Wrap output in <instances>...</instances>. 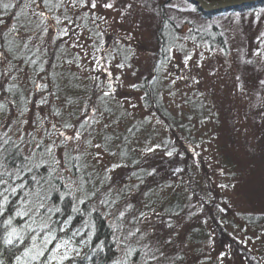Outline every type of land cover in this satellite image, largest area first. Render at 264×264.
Returning a JSON list of instances; mask_svg holds the SVG:
<instances>
[{
    "label": "rangeland",
    "instance_id": "1",
    "mask_svg": "<svg viewBox=\"0 0 264 264\" xmlns=\"http://www.w3.org/2000/svg\"><path fill=\"white\" fill-rule=\"evenodd\" d=\"M161 1L97 0V8L89 10L71 7V0H52L48 11L38 6L40 0L31 7L26 6L30 0L23 6L19 0H0V36L17 46L28 40L55 59L52 81L43 91L29 84L25 66L11 60L13 52L0 47L7 57L0 73L8 72L0 75V84L14 78L36 93L21 110L9 105L0 90L5 105L0 123L12 121L0 131L14 138L28 133L50 147L49 133L56 139L66 122L83 124L89 130L84 139L90 142L77 154L83 185L98 192L97 201H105V214L108 209L124 213L119 216L130 240L141 241L136 237L143 235L154 255L163 253L169 260L181 253L183 264H264V11L196 21L219 27L224 49L178 36L155 86L157 108L167 119L142 105L145 90L139 86L156 56ZM13 2L15 13L1 11L2 4ZM108 2L112 9L100 6ZM169 5L180 7L173 11L183 13L182 18H193L185 0ZM41 10L49 17L46 34L36 15ZM35 29L39 32L33 37ZM61 69L68 75L58 82ZM98 73L100 79L91 82ZM133 123L131 139L122 141L121 132ZM182 124L192 139L184 136ZM72 147L70 143L69 153ZM65 151L54 149L64 170Z\"/></svg>",
    "mask_w": 264,
    "mask_h": 264
},
{
    "label": "trees",
    "instance_id": "2",
    "mask_svg": "<svg viewBox=\"0 0 264 264\" xmlns=\"http://www.w3.org/2000/svg\"><path fill=\"white\" fill-rule=\"evenodd\" d=\"M185 1L190 6L188 12L191 13L192 11L193 13L192 19L189 16L188 18H182L183 13L179 14L176 10L173 11V9L181 8L170 6L171 0H163L158 3L156 7L158 15V26L155 33L157 42L156 56L151 65L150 74L144 77L139 84L140 88L145 90V94L142 96V105L146 108L152 107L158 110V102L154 97L155 86L161 79V72L169 60V52L171 48L175 47L179 38L178 36H180V38L186 37L193 43H205L210 47L217 46L223 49L225 48L224 36L219 27H214V25H209V27L198 26L196 21H209L216 16L231 12L257 14L258 11H264V1L216 12H204L189 0ZM16 2H13L10 7L9 5L5 7V3L2 4L1 11L5 13L8 9L9 12L13 10V13H15L17 11H15ZM19 3H22L21 5L23 6L25 0H19ZM182 10L185 12V9ZM183 29L184 32L182 33ZM10 31L12 33L16 32L11 29ZM34 31L33 37L37 35L39 30L35 29ZM25 45H27V47H25ZM12 46H14V48H11ZM0 47L7 52H13L14 55L11 60L20 61L22 65L25 66L28 73L27 80L29 84L34 83L38 89H42L43 91L44 89L46 90L45 87H47V83L52 81L54 74L52 70L55 63L54 57L48 53L41 54L42 49L32 47L31 42H28V40L23 41L21 46H17L12 40L5 41V38L0 36ZM62 70L63 69L58 71L60 72ZM56 75L61 77V81L58 79V82H63L66 81L65 79L68 73L65 74V72H60ZM56 75L55 77H57ZM98 75L99 73L91 76V82L100 79ZM101 80L104 82L103 79ZM8 85L13 86V91L7 94L8 104H14L21 110L26 109L30 99L29 97H35V91H27L26 87L15 82L14 78L7 80L5 86ZM12 101H14V103H12ZM158 111L164 118L170 119L162 110ZM170 122L173 127L174 124L172 121ZM136 126L137 124L133 123L125 131H122L121 140H130ZM181 129L185 130L184 136L187 140L192 139L186 134L187 130L185 124L181 125ZM4 136L5 133L0 131V137ZM6 138L15 142L16 145H19L20 152L17 153L15 148H11L7 153L6 160L0 161V163H6L9 170H12L13 166L19 168L22 165L24 162L22 157L30 156L33 164H40V167L36 168L31 173L25 170L21 173L20 180L12 181L14 186L23 184L25 187H17L16 194L10 196L5 206L7 215L0 216V261H2L3 264H17L15 259L17 255L21 256L20 264H26L28 257L24 256V249L25 247L31 246L32 242L29 237L37 233L40 234L38 243L42 244L45 237L50 239L51 243H48L46 246L45 256L41 257L38 261H30V264H183L184 260L181 253L171 255L169 260L168 258L164 259L161 255H158L159 257H157L156 254L154 255V253H152L153 250L147 246V241L149 239L143 235L138 234L136 237V240L141 241L130 240L127 236L129 229L125 227L124 223H121V217L116 214V209H108V213L105 214L102 210L103 203L97 201L95 197L98 192L93 195V187L86 188L83 185L86 180H84L83 175L80 174V166L78 171L73 168L74 163H78L79 165V160L73 161L71 155L66 156L64 161V167L67 169H62L65 172L71 169L70 175L80 182V187L78 189L74 188L75 195L65 194L68 188L62 185H67L69 183L67 179L62 181L53 180L55 189H58V191L53 190L49 193V201L52 205L51 211L48 210V207L40 209L39 214L30 211L33 207L31 203L32 197H29V203L21 205V201L24 199L25 194L28 193L30 189L35 188L32 177L36 176L37 179L40 177H48L50 171L48 165L52 164V158L49 157L48 153L44 150L48 146L44 144L43 140H34L31 134L21 135L20 138H14L8 133ZM178 138H180V136H178ZM24 139L27 140L26 142H29V146L25 145ZM182 143L184 142L182 141ZM32 144H34L33 147H31ZM38 144H42L44 147L37 148L36 145ZM122 145L123 144L120 146ZM122 148L123 147H121V149ZM73 155L77 154L73 153ZM45 160L46 163L44 162ZM79 201L84 202L80 203ZM177 203L180 204V201H177ZM18 206L24 211H29V214L27 216H15ZM175 207L176 206L171 207L172 211L178 214V209H175ZM56 209H59V211H56ZM9 215L13 217L11 225L4 223ZM248 222L249 221H247V223ZM43 223H46L47 227H42L41 225ZM29 225L31 226V230L22 231L28 229ZM12 228L22 231L24 241L21 242L18 239H14L12 245H5L3 242L4 238L7 232L11 231ZM131 236H134V234L132 233ZM57 245H61L58 250H56ZM64 255L67 256V259H61ZM153 256L155 259H152Z\"/></svg>",
    "mask_w": 264,
    "mask_h": 264
},
{
    "label": "snow or ice",
    "instance_id": "3",
    "mask_svg": "<svg viewBox=\"0 0 264 264\" xmlns=\"http://www.w3.org/2000/svg\"><path fill=\"white\" fill-rule=\"evenodd\" d=\"M63 3V0H60V4ZM52 4V0H40V5L43 9L50 11V5ZM60 4L55 5L56 7H59ZM33 5H37V0H30L29 4L26 6L31 7ZM5 7H8V5H4ZM71 7H79L81 9L87 8L89 10H95L97 8V0H71L70 3ZM101 7L105 9H112L114 7V4L111 2L103 3L100 5ZM126 8H131V5H126ZM36 15H38L41 18V24H44V27L41 29L43 33H48L49 28L47 24H45V21L49 19L47 15V11L41 10L36 12ZM55 23L58 25L62 23V21L59 18H54ZM63 34L67 35L68 30L65 28L63 30ZM37 39H42V37L38 36ZM27 47V45H25ZM7 57L0 53V63H3ZM188 57L185 58V63H187ZM120 67H123V65H120ZM0 75L7 77V73H0ZM264 83V81H262ZM135 87V86H133ZM0 90H3L5 95L11 93L13 91V86L8 85L5 86L3 84H0ZM111 93L105 92L103 93L104 96H108ZM14 103V101H12ZM42 103H46L45 101H42ZM5 105L0 103V113L3 112ZM92 111H95V109H92ZM21 116H23V112L20 113ZM12 121L9 117L8 122L6 123H0V128H9ZM21 124H27V120H21ZM87 123V120H84V124ZM63 130H57L56 139H52L51 133H49V140L51 142L50 147H46L44 150L48 153V156L52 158V164L48 165V168L50 169L48 177H40L37 179L36 176L32 177V182L35 185L34 189H30L28 193L25 194L24 199L21 201V205L25 203H29V197H32L31 203L33 204V207L30 209V211L39 214V210L43 209L45 207H48V210L51 211L52 205L49 201V193L53 190L58 191V189H55V185L53 184V180H65L67 179L69 183L67 185H62L63 187H67L68 191L65 193L66 195H75V189H78L80 187V182L77 179H74L70 173L71 169L67 170V172L62 170V163L60 159H57L54 154V149L57 147L64 148L65 156L71 155V159L73 161L79 160V155H72V153L79 154L81 151L82 145H88L90 142L86 141L84 137L88 134V129H85L83 127V124H80L79 126H74L70 122H66L63 124ZM52 129L56 130L57 126L55 124L52 125ZM71 129L72 134L68 135L67 130ZM25 135H29L28 133H25ZM7 137V133H5L4 137H0V161H4L7 158V153L11 150V148H15L17 153L20 152L19 145H16L15 142L9 140ZM29 143V142H25ZM73 144V147L71 149V153L67 151L69 144ZM37 148L44 147L42 144L36 145ZM96 147H100V145H96ZM148 151H154V149H148ZM168 156H172V151H168L166 153ZM22 160L24 161L22 165L19 168H16L15 166L12 167V170H9L6 163H0V216L7 215L5 211V206L7 205L10 196L15 195L17 191V187L23 188L25 185L19 184L14 186L12 184V181L14 180H20L21 179V173L25 170H27L29 173L33 172L36 168L40 167V164H33L32 159L30 156L22 157ZM46 163V160L44 161ZM120 165H115L113 167H119ZM73 168L77 171L79 170L78 163L73 164ZM95 195V193H93ZM80 203H83L84 201H79ZM101 203H105V201H101ZM128 207H132V205H128ZM76 210V209H74ZM56 211H59V209H56ZM29 214V211H24L21 209L20 206L17 207V210L15 212V216H27ZM120 216H124L123 212L119 213ZM144 214L141 213V216ZM13 222V217L8 216L7 220L4 221L5 224L11 225ZM42 227H47L46 223H43L41 225ZM31 230V226H28V229H24L22 231H28ZM22 231H18L16 228H12L11 231H8L5 238H4V244L5 245H12L14 242V239H18L21 242L24 241V235L22 234ZM31 240V246L25 247L24 249V256L28 257V261H26V264H30V261H38L41 259V257L45 256L46 252V246L48 243H51V240L47 237L44 238L42 244L38 243L40 239V234H33L29 237ZM61 247V245H57V249ZM163 255V253H161ZM221 255H224L221 253ZM17 264H20L21 256L17 255L15 257ZM61 259H67V256L64 255L61 257ZM152 259H155L153 256ZM0 264H3L2 261H0Z\"/></svg>",
    "mask_w": 264,
    "mask_h": 264
},
{
    "label": "water",
    "instance_id": "4",
    "mask_svg": "<svg viewBox=\"0 0 264 264\" xmlns=\"http://www.w3.org/2000/svg\"><path fill=\"white\" fill-rule=\"evenodd\" d=\"M204 12H216L236 8L241 5L253 4L264 0H189Z\"/></svg>",
    "mask_w": 264,
    "mask_h": 264
}]
</instances>
